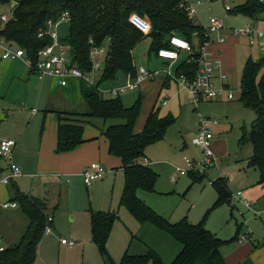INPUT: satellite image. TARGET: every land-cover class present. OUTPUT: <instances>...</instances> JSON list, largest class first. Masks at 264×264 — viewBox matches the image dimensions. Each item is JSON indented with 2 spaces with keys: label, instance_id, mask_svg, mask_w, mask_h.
I'll list each match as a JSON object with an SVG mask.
<instances>
[{
  "label": "rangeland",
  "instance_id": "rangeland-1",
  "mask_svg": "<svg viewBox=\"0 0 264 264\" xmlns=\"http://www.w3.org/2000/svg\"><path fill=\"white\" fill-rule=\"evenodd\" d=\"M188 1L195 13L194 18H191L194 25L207 26L208 20L214 18L220 20L225 28L241 30L249 24L254 25L256 31H264V10L257 14L255 21L224 10L227 5L232 11L245 0ZM12 9L13 6L10 5L2 6L0 14L8 16ZM67 32V22H59L56 28L57 38L64 40ZM225 40L219 50L215 49L214 43L212 47H206L205 53L208 58L220 62V72L226 75V84L233 92L231 101H203L195 109L187 93L174 82L170 87L161 88L158 94L156 91L143 92L142 86L149 83L144 82L139 90L126 93L120 99L125 106L140 99L135 129L155 105L160 117L171 116L174 120L166 128L161 140L144 149V163L155 172L157 179L153 192L138 190L137 197L171 224L182 221L194 226L202 224L217 238L228 241L236 234L237 229H245L247 220L254 218L252 211L244 208L243 201L250 203L252 207L254 198H260L264 194V187L258 184L256 169L248 165L252 154L251 145L241 140L249 132L255 114L240 101V81L244 64L249 58L252 61L262 59L264 48L259 41L250 46L248 39L243 36L227 37ZM2 44H6L3 38L0 39V45ZM181 55L186 56L184 53ZM132 57L136 68L143 67L149 71L163 69L169 71L173 77L176 65L180 62L170 68L161 65L154 52L150 51L149 39H144L135 46ZM90 79L98 85L104 98H110L106 91L125 82V78H121L116 82L99 83L100 75L90 76ZM21 80L23 81L17 80L9 85V79H6L0 91V140L11 139L20 151H25L13 155L12 158V163L20 168L22 176L6 186L0 184V245L5 248L13 247L24 233L21 226L27 220L20 205L13 201L17 208L1 207L2 203H12L9 198L18 189L20 193H29L35 197L45 196L48 199V208L44 210V215L53 217L54 221L51 232L47 235L42 233L33 264H106L91 240L89 211L109 210H118L119 216L107 243L108 254L114 262H118L126 250L129 253L146 252L145 246L131 237L136 235L155 243L151 248L168 263L178 247L177 243L165 233L155 230V233H150L148 229H140L126 209L119 206L124 179L118 169L119 159L108 155L107 140L100 137L94 126H84L83 137L95 138L88 143L87 150L96 155L100 154L103 158L101 163L108 168L101 182L86 188L80 174L76 172L78 168L72 169V163H68V158L78 153L56 152V120L54 115L45 112L44 103L38 101L40 81L34 76L30 80ZM158 81L157 78L152 84ZM48 82H43V85L46 86ZM58 88L57 80H53L51 87L46 90ZM176 89L179 91L178 95ZM63 90V99H55L61 105H56L58 109L68 104L76 110H84L80 81L70 80ZM164 101L165 106L162 105ZM206 118L216 121L215 125L209 127L212 134V164L206 169L197 167L190 174L180 176L176 168L186 169L184 158L191 162L201 160L202 153L191 144V140L197 132L199 120ZM100 121L95 119L94 122L100 125ZM89 161L86 159L80 164L86 162V168L92 164ZM8 164L7 160L0 158V179L9 174ZM220 179L223 182L225 180L230 195L228 201L215 205L218 199L216 185L220 184ZM210 182L216 185L212 186ZM239 191L242 195L239 198L234 197ZM154 237L157 240H153ZM61 239L73 240L74 245H61Z\"/></svg>",
  "mask_w": 264,
  "mask_h": 264
},
{
  "label": "trees",
  "instance_id": "trees-1",
  "mask_svg": "<svg viewBox=\"0 0 264 264\" xmlns=\"http://www.w3.org/2000/svg\"><path fill=\"white\" fill-rule=\"evenodd\" d=\"M180 1L0 0V7L13 6L8 20L0 26V34L5 42L21 48L34 61L37 51L51 42L48 37L37 38L38 31L46 29L47 21L56 22L66 12L69 16L68 32L61 41L70 48L72 64L83 72L90 71L89 41L92 40L95 47L105 49L101 57L99 83L116 82L135 74L132 51L144 39L150 40V51L156 55L159 49L169 47V37L177 36L191 45V57L196 59L200 56V48L206 42L203 29L194 25L179 7ZM262 10L264 3L259 0H245L231 12L255 20ZM133 14L149 23L150 31L146 35L129 22ZM196 70L197 64L186 63L183 59L176 65L175 73L191 81ZM80 90L84 110L51 108L48 111L54 114L56 120V152H70L85 143L84 126L91 120L104 122L106 127L99 132L108 142V154L121 161L124 182L119 206L124 207L140 227L165 233L178 245L168 263L150 247L143 254L124 252L119 261L114 262L108 254L107 241L119 216L116 211H89L91 240L105 263L226 264L220 249L236 240L238 229L231 240H221L202 224L194 226L185 221L169 223L137 197L138 190L153 192L157 179L155 172L144 163V149L163 138L166 128L174 122L173 118L160 117L155 105L140 132H135L140 99L125 106L120 97L104 98L98 85L83 81L80 82ZM240 101L255 114L249 132L241 140L251 145L248 165L256 169L258 184L264 187V57L257 61L249 58L245 62L240 81ZM211 185L216 183L211 182ZM216 186L218 199L215 205L228 201L230 194L225 180L220 179V184ZM10 200L20 205L29 225L16 245L0 251V264H33L45 226L46 205L20 193L18 189Z\"/></svg>",
  "mask_w": 264,
  "mask_h": 264
},
{
  "label": "built area",
  "instance_id": "built-area-1",
  "mask_svg": "<svg viewBox=\"0 0 264 264\" xmlns=\"http://www.w3.org/2000/svg\"><path fill=\"white\" fill-rule=\"evenodd\" d=\"M228 2V0H223ZM264 3V0H259ZM197 5L199 2L197 1ZM179 7L184 10L186 15L193 19L195 13L188 0H181ZM224 10L229 13L231 8L227 5L224 6ZM8 20V16H0V25H3ZM59 22H69V16L66 12L62 13L60 18L56 22L47 21L46 29L39 30L37 33V38L42 39L48 37L51 42L47 46L39 49L36 53L34 61L29 59L25 52L15 46L12 43L6 42L2 47L1 58L3 60H20L24 65L33 73L39 81H43L47 78L57 80L60 87H65L69 80L77 79L78 81H83L89 85H94V82L90 79V76L100 75L101 72V57L105 52L104 47L97 48L93 45L92 40L89 41L90 44V71L83 72L76 66L72 64L71 53L68 44L62 42L57 38L56 28ZM129 22L138 28L143 35H146L150 31L149 23L133 14L129 18ZM203 37L206 42L200 48V56L198 58H193L190 56L192 47L184 39L171 36L168 38V48H161L156 53V58L163 60L168 63V68L179 60L180 52L184 53L186 63L197 64V70L191 81L187 79L182 74L173 77L169 71H149L143 67L135 68V74L127 75L125 77V82L123 84L117 85L106 91L110 95V98L121 97L126 93H131L140 89V86L144 82H154L157 78L162 81L169 80L174 82L179 88L184 90L188 97L190 103L197 108V106L203 101H231L233 99V92L229 89L226 84V75L220 72V62L216 59L208 58L205 53V46L210 42L216 41L217 43H223L227 37H239L243 36L248 39V44L250 46L254 45L256 42L264 41V31H256L254 25H246L244 29L235 30L232 28H225L220 20L210 18L208 20L207 26H202ZM2 38L0 34V39ZM101 93V92H100ZM102 94V93H101ZM103 95V94H102ZM163 102L162 105H165ZM216 121L209 118L200 119L199 127L194 138L191 140V144L196 146L202 153L201 160L199 162H191L184 158V164L186 169L176 168L177 173L182 176L197 167L206 169L212 164V152L210 150V141L212 140V134L209 130L211 125H215ZM15 141L11 139L0 140V158H3L9 162L8 172L9 174L0 179V184L6 186L13 180H15L19 174V168L12 163V152L15 148ZM106 173L105 167L99 163L94 162L88 167L84 168L81 177L82 182L86 187L91 186L94 182H97L103 178ZM211 185V182H210ZM242 193L239 191L234 194V197L239 198ZM243 206L245 209L251 208V204L243 201ZM3 208H14L16 203H4L1 204ZM52 218L46 217L44 234H49L52 227ZM242 238L239 242H241ZM60 243L62 245L73 246V240L61 239ZM2 251V249H0Z\"/></svg>",
  "mask_w": 264,
  "mask_h": 264
},
{
  "label": "crops",
  "instance_id": "crops-1",
  "mask_svg": "<svg viewBox=\"0 0 264 264\" xmlns=\"http://www.w3.org/2000/svg\"><path fill=\"white\" fill-rule=\"evenodd\" d=\"M253 21H255V20H253ZM214 43L216 44L215 45V49L216 50H219L222 47L221 44H223V43H217L216 41H213V42H210L209 44H207L205 46V49L208 46L212 47V45H214ZM3 46H4V44L0 45V91H1V88L3 86V82L6 79H9V85L14 83V81L16 82L17 80L18 81H23L21 79L30 80V78L32 76H34L37 79V77L33 73H31L29 71V69L24 65V63H22L20 60H3L1 58L2 47ZM260 46L264 48V41H262L260 43ZM181 54H182V52H180V54H179V60L178 61L183 60L185 58ZM157 60H159L161 62V65H163V64L166 65V66L168 65V63L164 62L163 60H160V59H157ZM177 62L173 63L172 66H175L177 64ZM53 80H55V79L47 78V79H45L43 81H40V85H39L40 89H39L38 101L44 103L45 108H46L45 109L46 113H51V112H48L49 109H51V108L58 109L56 107V105L57 104L60 105V104L56 103L55 99H56V97H59V98L63 99L61 97V96L64 95V90L63 89L69 85V82H68V84L65 87H60L58 85V87H60V88H58V90L55 89L56 91L55 90H46V89H49L51 87V82ZM71 80H73V79H71ZM123 80H124V78H123ZM45 81H49L46 86L43 85V82H45ZM171 83L172 82L169 81V80H166V81H164V80L160 81L159 80L156 84H154V83L152 84V82H149V83H145L144 86H142L143 87L142 89H143V92L150 93V92L156 91V94H158L159 90H161V88L170 87ZM29 84H30V81H29ZM61 88H63V89H61ZM178 92L179 91L177 90L176 95L179 94ZM165 105H163V106H165ZM59 108H61V107H59ZM73 109H75L74 106H71V105H68V104L67 105H63V107H62V110H65V111L66 110H73ZM51 114L54 115L53 113H51ZM148 115H149V113L146 114V116L143 118L142 122L140 123V126L135 129V132H140V130L142 129L143 124H144V122H145V120H146ZM94 121H95V119L91 120V123L88 124V125L94 126L96 131H97V133L100 135L99 130L100 129H104L106 127V124L104 122L100 121L101 123L99 125V124H95ZM55 125H56V121H55ZM100 137L104 138L101 135H100ZM54 139H55L54 140V146L56 148V128H55V138ZM83 139L86 141L85 143L81 144L80 146H78L77 148L72 150L74 152L70 151V153H78V154H72V155H75V156H70L68 158V163H72V167L71 168L72 169L73 168H78V170L76 172L78 174H80V177H81V173L83 171L82 169H84V167L87 164L86 162L80 164V162H82V161H84L86 159H89L90 160L89 162H91V163H93V162L101 163L103 161V158H102V156L100 154L96 155L95 153L90 152L89 150H87L88 143L93 141V140H95V138H86V137L84 138L83 137ZM18 140H20V139H18ZM106 149H107V146H106ZM20 152L22 154L25 151H24V149H23V151H20V149L18 147H16V144H15V148H14V150L12 152V158H13V155L16 156ZM117 159H119V158H117ZM108 161L109 160H107V162ZM119 161H120V159H119ZM144 161H146V159H144ZM102 165L105 167L106 173H107L108 168L106 167V165H104V163ZM118 169L122 172V170H121V161H120V166L118 167ZM19 171H20V168H19ZM20 175L22 176L21 171H20V174H19V176L17 178H20L21 177ZM104 176H103V178H104ZM103 178L101 180H99V181L101 182L103 180ZM99 181L94 182L93 184H91V186L97 184ZM91 186H89V187H91ZM86 188H88V187H86ZM24 193L22 192V194H24ZM24 195H27L29 198H34V199H38V200L43 201L45 203V205H46V208H48L47 207L48 206V199L45 196L35 197V196H32L29 193L24 194ZM9 199H11V198H9ZM5 203L10 204L11 202L8 201V202H5ZM2 204H4V203H2ZM9 208L10 209L17 208V205L14 208L8 207V208H4V209H9ZM247 210H249V209H247ZM250 210L252 211V213L254 215V218H250V220H247L245 229L243 231L240 228L238 229V232L240 230L242 232L240 231L239 235H238V232H237V236H236V240L235 241L230 242V243L222 246L221 249H220L221 255L223 256L224 261H225L226 264H264V194L260 198L259 197H255L254 198V206H252L250 208ZM109 211H116L117 214H118V210H109ZM46 217H48V215ZM51 218L53 220V217H51ZM26 220H27L26 222H22V226H21V230L24 228L23 229L24 233H25V231H26V229H27V227L29 225V221H28L27 217H26ZM118 220H119V218H118ZM53 222H52V226H53ZM23 224H25V226ZM139 228L140 229H148V231L150 233H155L153 230H151L148 227H140L139 226ZM111 233H112V230H111ZM111 233H110V236H111ZM110 236H109V238H110ZM131 237L133 239H136V240L140 241L145 246L146 250H147L148 247L151 248L155 244V243L153 244V242L150 243L143 236L142 237H137L136 235L135 236L132 235ZM242 238H244V239L241 242H239ZM153 240H157V239L154 237ZM166 242H168V241H166ZM17 243H18V241L15 243V245ZM107 243H109V239H108ZM0 249L3 250V249H7V248H5V247L0 245ZM124 252H127L130 255L142 254V253H138L136 251L133 252V253H129L126 250ZM146 264H151V262H147Z\"/></svg>",
  "mask_w": 264,
  "mask_h": 264
}]
</instances>
